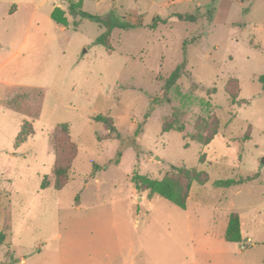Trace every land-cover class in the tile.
I'll use <instances>...</instances> for the list:
<instances>
[{
  "label": "rangeland",
  "instance_id": "obj_1",
  "mask_svg": "<svg viewBox=\"0 0 264 264\" xmlns=\"http://www.w3.org/2000/svg\"><path fill=\"white\" fill-rule=\"evenodd\" d=\"M71 1L0 0V264H264V0ZM58 124L78 147L61 189ZM171 165L203 172L185 208L131 180Z\"/></svg>",
  "mask_w": 264,
  "mask_h": 264
},
{
  "label": "trees",
  "instance_id": "obj_2",
  "mask_svg": "<svg viewBox=\"0 0 264 264\" xmlns=\"http://www.w3.org/2000/svg\"><path fill=\"white\" fill-rule=\"evenodd\" d=\"M82 7V0L76 2L71 1L68 5L70 13H77ZM81 13L85 16H88L92 19L98 20V17L87 14L83 11ZM179 18L191 19L192 16L189 15H178ZM51 18L60 25L66 26L68 20L66 17V12L60 7H55L51 12ZM109 30L101 34L97 38L98 43H103L107 48H111L109 45ZM185 63L180 65L171 75L172 79H176L179 76V71L184 67ZM260 80L263 82L264 89V76L260 77ZM237 83V82H236ZM227 91L230 90L226 86ZM239 86L236 85V90L238 91ZM30 90H36L39 94L42 92V89L30 88ZM235 97V96H234ZM37 115V114H36ZM35 115V116H36ZM95 120L108 122L109 119L103 115H97L94 117ZM28 131L25 132V130ZM170 129H175L179 132L183 131L184 125L179 122L178 118H167L162 125V131H167ZM139 129L136 130V133ZM32 125L25 123L22 130L17 136L18 142H23L26 140L27 136L33 134ZM214 133L207 135H202L197 133L195 140L200 142L203 145H207L213 139ZM50 145L54 154V165H53V183L54 187L57 189L63 188L70 179V173L72 170L73 161L77 155L78 147L75 141L72 140V137L69 132V128L66 124H58L52 131L50 138ZM203 172L198 171L193 168H187L183 166L171 165L170 171L166 172L161 178H151L147 175H142L135 173L132 175L131 180L137 190L149 191L152 194H158L165 199L169 200L171 203L185 208L187 204V199L189 196V191L194 183L203 184L205 179L202 177ZM257 178V174L247 177H241L238 179L228 178L225 180H220L218 184L222 187H229L232 185H239L244 182H248L252 179ZM46 185V183L44 184ZM241 223L239 215L235 212L229 214L226 230L224 232L223 238L228 242H239L241 241ZM4 234L0 235V244L4 240ZM3 264V263H1Z\"/></svg>",
  "mask_w": 264,
  "mask_h": 264
},
{
  "label": "crops",
  "instance_id": "obj_3",
  "mask_svg": "<svg viewBox=\"0 0 264 264\" xmlns=\"http://www.w3.org/2000/svg\"><path fill=\"white\" fill-rule=\"evenodd\" d=\"M20 263L23 264L24 263V260L20 261Z\"/></svg>",
  "mask_w": 264,
  "mask_h": 264
}]
</instances>
